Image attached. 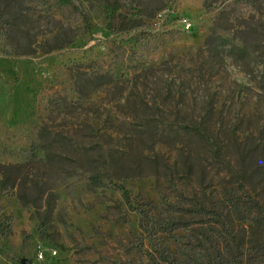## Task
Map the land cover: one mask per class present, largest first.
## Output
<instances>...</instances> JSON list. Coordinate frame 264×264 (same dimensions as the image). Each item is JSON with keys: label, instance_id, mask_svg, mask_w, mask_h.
Returning a JSON list of instances; mask_svg holds the SVG:
<instances>
[{"label": "rangeland", "instance_id": "374dc122", "mask_svg": "<svg viewBox=\"0 0 264 264\" xmlns=\"http://www.w3.org/2000/svg\"><path fill=\"white\" fill-rule=\"evenodd\" d=\"M115 183L134 207L184 206L170 249L196 244L211 200L257 252L264 0H0V264H156Z\"/></svg>", "mask_w": 264, "mask_h": 264}, {"label": "trees", "instance_id": "16d2710c", "mask_svg": "<svg viewBox=\"0 0 264 264\" xmlns=\"http://www.w3.org/2000/svg\"><path fill=\"white\" fill-rule=\"evenodd\" d=\"M70 2L71 0H64ZM205 45H214L215 47L224 46L226 43L221 37H214L212 33L204 38ZM179 127L192 130L194 133L202 137H206L204 130L197 125H188L180 122ZM88 183L92 186L102 185L104 172L97 168L88 169ZM121 190L122 197L127 205L132 209H136L140 214L138 226L145 234V239L154 240L158 247L156 248L157 259L156 264H264V240L257 241L254 248H257L255 254L244 253L249 246H245L242 239H236L234 228L226 227L225 220L227 215L222 211V207L218 202L208 201L201 203L194 210L195 215L209 214L208 221H200L199 225L202 231L199 233L200 239H197L193 247H185L183 244L170 249L162 244V235L172 239L175 243L181 235L174 232L186 226L188 221L185 217V208L182 205L168 203L165 210L157 211L153 208L134 207L129 198V192L124 185L115 183ZM225 205L228 206L231 213L239 214V197L228 194L226 195ZM257 202V201H256ZM209 209V212L207 210ZM224 214V215H223ZM242 221L249 219L248 214L242 213ZM221 227V228H220ZM244 227V226H243ZM153 246V245H152ZM235 252V253H234ZM151 255V254H150ZM206 258V260L203 259ZM151 258H153L151 256Z\"/></svg>", "mask_w": 264, "mask_h": 264}, {"label": "built area", "instance_id": "2783aa9c", "mask_svg": "<svg viewBox=\"0 0 264 264\" xmlns=\"http://www.w3.org/2000/svg\"><path fill=\"white\" fill-rule=\"evenodd\" d=\"M55 253H56V250L52 249L49 252V256H54ZM46 256H47V254L43 249H38V251L36 252V255H35V262H32V264H36L39 261L45 260Z\"/></svg>", "mask_w": 264, "mask_h": 264}, {"label": "water", "instance_id": "95a60500", "mask_svg": "<svg viewBox=\"0 0 264 264\" xmlns=\"http://www.w3.org/2000/svg\"><path fill=\"white\" fill-rule=\"evenodd\" d=\"M26 264H30V261H27Z\"/></svg>", "mask_w": 264, "mask_h": 264}]
</instances>
